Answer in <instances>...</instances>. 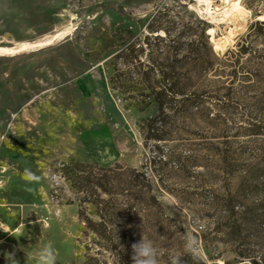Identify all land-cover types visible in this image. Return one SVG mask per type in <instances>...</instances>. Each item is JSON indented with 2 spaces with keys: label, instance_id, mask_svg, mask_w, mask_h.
Listing matches in <instances>:
<instances>
[{
  "label": "rangeland",
  "instance_id": "obj_1",
  "mask_svg": "<svg viewBox=\"0 0 264 264\" xmlns=\"http://www.w3.org/2000/svg\"><path fill=\"white\" fill-rule=\"evenodd\" d=\"M0 137V264H264V0H0Z\"/></svg>",
  "mask_w": 264,
  "mask_h": 264
},
{
  "label": "clouds",
  "instance_id": "obj_2",
  "mask_svg": "<svg viewBox=\"0 0 264 264\" xmlns=\"http://www.w3.org/2000/svg\"><path fill=\"white\" fill-rule=\"evenodd\" d=\"M2 139L3 137H0V140ZM23 179L27 183H34L38 182L40 177L33 173L30 169H25L23 173ZM57 215H59V213H57ZM21 227L25 228V225L21 224ZM21 235H24V233L21 232L20 236ZM121 248L123 249V245H121ZM131 249V259L133 264H158V254L155 246L153 245L152 241L145 239L143 235L140 241L131 245ZM185 249L194 255L198 251L197 241L195 237L190 234L185 236ZM4 258L7 264H19V261L16 259L15 251L5 252ZM34 260L35 264H56L57 252L51 243H47L35 251ZM171 264H179L178 258L173 256L171 258Z\"/></svg>",
  "mask_w": 264,
  "mask_h": 264
},
{
  "label": "trees",
  "instance_id": "obj_3",
  "mask_svg": "<svg viewBox=\"0 0 264 264\" xmlns=\"http://www.w3.org/2000/svg\"><path fill=\"white\" fill-rule=\"evenodd\" d=\"M199 23L202 25V35H203V38L205 40H208V36H207V31L209 29V26L206 22L204 21H200L199 20ZM159 30H162V28H159ZM170 37L171 39V31L168 29V30H164ZM156 32H158V30H156ZM171 41V40H170ZM214 55V54H213ZM209 61V60H208ZM230 75V74H228ZM220 76V75H218ZM167 78L168 76H164V78ZM178 82H176V85H174V87L170 88V91L173 93V95L175 97H178V96H184L185 94L180 92V90L177 88ZM165 92L164 91H160V92H156V103H157V106H158V110L160 111V113H164L165 111V106H164V97H165ZM147 124L146 127H148V129H152L153 128V124L156 123V119H147L146 122ZM152 136L149 135V134H145V138L146 140L147 139H150ZM154 162V161H153ZM139 175L143 176L144 177V174L142 173H138ZM221 207L222 209H224L226 211V215L229 219L233 218L236 216V209H239L238 206L236 205V199L235 197L232 195V193H227L226 196L224 195L223 198L221 199ZM207 247V246H206ZM178 258L179 260V264H194V263H191L186 257H181V256H175ZM191 258H193L195 261H196V264H205L199 257L197 256H192ZM190 259V258H189ZM211 259H214V258H211ZM89 264H108L107 262H100L98 259L96 258H91L90 259V263ZM128 264H133V262H129ZM158 264H171V260L167 261V262H158ZM256 264V263H254Z\"/></svg>",
  "mask_w": 264,
  "mask_h": 264
},
{
  "label": "built area",
  "instance_id": "obj_4",
  "mask_svg": "<svg viewBox=\"0 0 264 264\" xmlns=\"http://www.w3.org/2000/svg\"><path fill=\"white\" fill-rule=\"evenodd\" d=\"M1 149V148H0ZM4 184L3 179H0V187H2ZM4 228V224L2 223L1 219H0V230H3Z\"/></svg>",
  "mask_w": 264,
  "mask_h": 264
}]
</instances>
